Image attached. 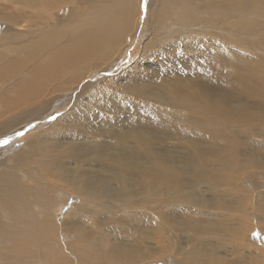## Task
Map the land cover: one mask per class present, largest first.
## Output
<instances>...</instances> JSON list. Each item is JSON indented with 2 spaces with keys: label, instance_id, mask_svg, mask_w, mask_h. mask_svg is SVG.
Segmentation results:
<instances>
[{
  "label": "bare ground",
  "instance_id": "1",
  "mask_svg": "<svg viewBox=\"0 0 264 264\" xmlns=\"http://www.w3.org/2000/svg\"><path fill=\"white\" fill-rule=\"evenodd\" d=\"M155 262L264 264V0H0V264Z\"/></svg>",
  "mask_w": 264,
  "mask_h": 264
},
{
  "label": "rangeland",
  "instance_id": "2",
  "mask_svg": "<svg viewBox=\"0 0 264 264\" xmlns=\"http://www.w3.org/2000/svg\"><path fill=\"white\" fill-rule=\"evenodd\" d=\"M12 140H13V139H12ZM12 140H11V141H12ZM151 264H159V263L155 262V263H151Z\"/></svg>",
  "mask_w": 264,
  "mask_h": 264
},
{
  "label": "snow or ice",
  "instance_id": "3",
  "mask_svg": "<svg viewBox=\"0 0 264 264\" xmlns=\"http://www.w3.org/2000/svg\"><path fill=\"white\" fill-rule=\"evenodd\" d=\"M3 143H7V141H4Z\"/></svg>",
  "mask_w": 264,
  "mask_h": 264
}]
</instances>
